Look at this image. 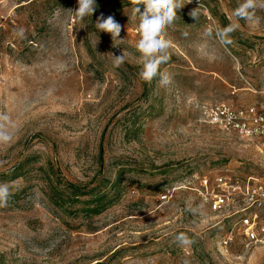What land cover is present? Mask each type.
Listing matches in <instances>:
<instances>
[{
	"label": "rangeland",
	"instance_id": "obj_1",
	"mask_svg": "<svg viewBox=\"0 0 264 264\" xmlns=\"http://www.w3.org/2000/svg\"><path fill=\"white\" fill-rule=\"evenodd\" d=\"M205 2L195 21L185 0L167 29L159 71L171 82L162 84L139 76L133 0H96L83 19L77 0H0V132L13 135L0 143V184L11 193L0 206V264H264V243L247 245L238 218L212 212L200 194L205 177L264 182L258 141L202 114L218 103L264 109V9L239 20L225 46L205 29L229 25L243 0ZM101 14L121 25L119 46L96 28ZM122 52L115 66L111 53ZM19 166L17 178L3 175ZM41 167L88 191L71 214L51 202ZM167 187L175 193L161 202ZM102 196V212L88 213ZM180 233L195 242L181 246Z\"/></svg>",
	"mask_w": 264,
	"mask_h": 264
},
{
	"label": "clouds",
	"instance_id": "obj_2",
	"mask_svg": "<svg viewBox=\"0 0 264 264\" xmlns=\"http://www.w3.org/2000/svg\"><path fill=\"white\" fill-rule=\"evenodd\" d=\"M191 0H187L190 3ZM133 3L137 6L132 9V17H138V29L140 33V39L136 43V50L140 53V60L143 64V68L139 73V76L144 81H151L153 77L159 75L161 77L162 84H168L171 82V75L167 72L159 71V66L162 63H167L170 60L169 48L171 41L168 38L167 29L172 26L177 19V10L181 9L186 3L185 0H133ZM143 4V11L139 5ZM202 7L199 0V6L193 9L189 15L195 20L199 19V9ZM98 8L96 0H77V7L72 10L74 14L83 19L85 16H92ZM264 9V0H243L242 3L233 11V20L226 27L215 29L211 26L205 29V36L211 37L213 31H215L216 37L223 45L232 43L230 34L239 29V20L254 21L259 18L256 16L257 9ZM95 26L99 32L110 33L113 40V47L119 46V43L115 41H123L118 39L121 32V25L115 21L112 16L104 18L101 14L95 21ZM15 34L25 39V29L19 28L15 30ZM187 36V33H184ZM112 60L115 66H120L125 61V54L122 52L120 55H114L111 53ZM7 116L0 114V119H4ZM13 135L0 132V143H10ZM6 184H0V206H6L10 198ZM176 241L181 246H188L195 241L190 239L186 234L180 233L176 236ZM183 264H189L187 260Z\"/></svg>",
	"mask_w": 264,
	"mask_h": 264
},
{
	"label": "built area",
	"instance_id": "obj_3",
	"mask_svg": "<svg viewBox=\"0 0 264 264\" xmlns=\"http://www.w3.org/2000/svg\"><path fill=\"white\" fill-rule=\"evenodd\" d=\"M199 6V0H191ZM201 10L208 12L205 0H200ZM205 120L216 127L256 139L264 150V109L255 105L248 107L218 103L204 107ZM200 194L209 204L210 210L223 216L238 218L241 236L247 245L264 243V182H242L228 177H208L200 179ZM175 189L167 187L160 195L161 202H168ZM232 237L225 236L223 245H228Z\"/></svg>",
	"mask_w": 264,
	"mask_h": 264
},
{
	"label": "trees",
	"instance_id": "obj_4",
	"mask_svg": "<svg viewBox=\"0 0 264 264\" xmlns=\"http://www.w3.org/2000/svg\"><path fill=\"white\" fill-rule=\"evenodd\" d=\"M47 179V186L50 189L51 194V202L58 207L59 209L64 210L66 213L71 214L70 206L74 203L80 201V196L87 194L88 191H82L79 187L71 184V183H63L62 180L59 178L56 170L51 167L45 170L44 167L40 168ZM50 169V170H49ZM20 166L14 168L11 171L3 174L6 177L11 176V179H15L19 174ZM63 184V185H62ZM102 196L98 201H91L96 202V205L93 207H88L86 210L88 213L99 214L105 208L102 206ZM103 208V209H102Z\"/></svg>",
	"mask_w": 264,
	"mask_h": 264
}]
</instances>
